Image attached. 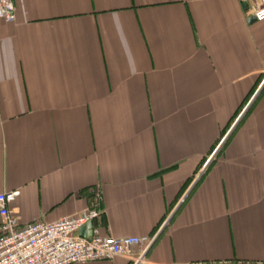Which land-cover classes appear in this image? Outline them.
Masks as SVG:
<instances>
[{"label":"crops","instance_id":"obj_1","mask_svg":"<svg viewBox=\"0 0 264 264\" xmlns=\"http://www.w3.org/2000/svg\"><path fill=\"white\" fill-rule=\"evenodd\" d=\"M13 2L0 194L18 192L19 225L77 215L97 190L102 236H155L145 264H264L257 0Z\"/></svg>","mask_w":264,"mask_h":264},{"label":"built area","instance_id":"obj_2","mask_svg":"<svg viewBox=\"0 0 264 264\" xmlns=\"http://www.w3.org/2000/svg\"><path fill=\"white\" fill-rule=\"evenodd\" d=\"M255 22H264V0H257L252 14ZM0 20H15L13 0H0ZM18 192L0 194V264H83L112 261L117 258L129 264L147 263L146 252L155 236L114 238L102 236L93 227L91 237L79 231L98 218L97 206L101 196L92 191L93 202L81 213L54 223L19 225L7 206Z\"/></svg>","mask_w":264,"mask_h":264},{"label":"water","instance_id":"obj_3","mask_svg":"<svg viewBox=\"0 0 264 264\" xmlns=\"http://www.w3.org/2000/svg\"><path fill=\"white\" fill-rule=\"evenodd\" d=\"M251 21H255L254 18H252ZM241 116H242V114L240 115V118H242ZM240 118H238L237 121H239ZM237 121H236V123H237ZM92 228H93L92 223H88L85 227H83V228L80 229V231H79L80 236L83 237V238H86L87 237L89 239L91 237Z\"/></svg>","mask_w":264,"mask_h":264},{"label":"trees","instance_id":"obj_4","mask_svg":"<svg viewBox=\"0 0 264 264\" xmlns=\"http://www.w3.org/2000/svg\"><path fill=\"white\" fill-rule=\"evenodd\" d=\"M250 108H251V107H250ZM249 110H250V109H249ZM233 118H234V117H233ZM231 121H232V120H231ZM231 135H232V134H231ZM231 135H230V136H231ZM223 148H224V147H223ZM223 148H222V151H223ZM220 153H221V151H220Z\"/></svg>","mask_w":264,"mask_h":264}]
</instances>
